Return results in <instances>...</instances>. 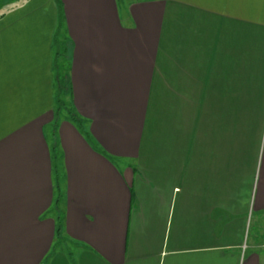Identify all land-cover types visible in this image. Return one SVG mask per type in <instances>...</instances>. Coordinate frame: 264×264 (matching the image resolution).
Here are the masks:
<instances>
[{"label":"crops","instance_id":"0c3cea01","mask_svg":"<svg viewBox=\"0 0 264 264\" xmlns=\"http://www.w3.org/2000/svg\"><path fill=\"white\" fill-rule=\"evenodd\" d=\"M60 2L0 0V264H264V0Z\"/></svg>","mask_w":264,"mask_h":264},{"label":"trees","instance_id":"16d2710c","mask_svg":"<svg viewBox=\"0 0 264 264\" xmlns=\"http://www.w3.org/2000/svg\"><path fill=\"white\" fill-rule=\"evenodd\" d=\"M56 1L62 12L63 6L60 0H56ZM59 23H60L59 28L55 35V77H56V85H57L56 104L54 110L55 118H59L61 116V111L65 104L64 102H62L61 96L63 95L64 91L66 92V90H64L65 87L69 89L70 86L65 72L68 69L67 63L65 61L68 48L66 44V39L65 38L62 39L63 37L62 33L64 28L62 14ZM66 112H67L66 119L70 120L78 127H81V123L78 117L76 116V114L69 109ZM58 235H60L59 230H58Z\"/></svg>","mask_w":264,"mask_h":264},{"label":"rangeland","instance_id":"374dc122","mask_svg":"<svg viewBox=\"0 0 264 264\" xmlns=\"http://www.w3.org/2000/svg\"><path fill=\"white\" fill-rule=\"evenodd\" d=\"M126 1H127V0H124V2H126ZM62 34H63V37H62V39H63V38H65V36H64V31H63ZM65 72H66V71H65ZM64 90L69 91V89L66 88V87H65ZM70 97H71V94H70ZM70 97L66 94L65 91H64L63 95L61 96L62 102H65L64 107H63V109H62V111H61V116H60L61 118H66V116H67V112H66V111H67L68 109L70 110L68 104H66L67 101H69V98H70ZM255 231H256V226L253 224V225L251 226V234H254Z\"/></svg>","mask_w":264,"mask_h":264}]
</instances>
